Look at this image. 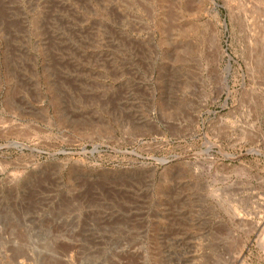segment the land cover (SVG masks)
I'll use <instances>...</instances> for the list:
<instances>
[{
    "label": "rangeland",
    "instance_id": "1",
    "mask_svg": "<svg viewBox=\"0 0 264 264\" xmlns=\"http://www.w3.org/2000/svg\"><path fill=\"white\" fill-rule=\"evenodd\" d=\"M0 264H264V0H0Z\"/></svg>",
    "mask_w": 264,
    "mask_h": 264
},
{
    "label": "water",
    "instance_id": "2",
    "mask_svg": "<svg viewBox=\"0 0 264 264\" xmlns=\"http://www.w3.org/2000/svg\"><path fill=\"white\" fill-rule=\"evenodd\" d=\"M165 162H167V161H165ZM165 162H163V163H165Z\"/></svg>",
    "mask_w": 264,
    "mask_h": 264
}]
</instances>
